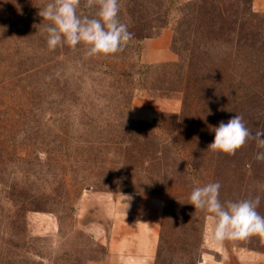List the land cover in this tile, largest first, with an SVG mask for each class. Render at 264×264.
I'll return each instance as SVG.
<instances>
[{
	"label": "rangeland",
	"instance_id": "obj_1",
	"mask_svg": "<svg viewBox=\"0 0 264 264\" xmlns=\"http://www.w3.org/2000/svg\"><path fill=\"white\" fill-rule=\"evenodd\" d=\"M164 1L120 0L119 18L134 39L115 55L86 58L82 45L48 50L50 22L38 13L52 0H0V133L10 144L0 151V264H139L119 261L121 238L135 230L126 228V221H142L134 216L142 211L158 212L160 242L166 196L149 191L167 188L174 196L168 216L175 228L183 229L180 221L186 218L203 223L201 250L189 259L178 247L172 263L164 252L160 264H200L204 257L218 258L221 249L264 254L258 236L213 242L210 214L189 204L196 187L219 182L220 200L226 202L239 184L230 186L233 177L218 172V154L208 149L213 140H204L214 137L217 120L208 119L206 105L174 73L178 54L172 60L147 54L150 41H156L152 49L173 50L172 27L154 29ZM235 1L243 8L242 0ZM251 4L264 14V0ZM81 11L89 14L83 5ZM260 20L264 31V16ZM149 29L151 37L136 39ZM141 85L172 96L141 94ZM251 109L245 123L254 133L264 129V101L257 98ZM229 110L232 118L239 112L234 106ZM258 151L254 141L248 143L245 159L235 154L237 165L242 169ZM192 152L197 161L186 166L182 158ZM254 173L264 179V162ZM258 209L264 214V202ZM157 258L158 249L154 264Z\"/></svg>",
	"mask_w": 264,
	"mask_h": 264
},
{
	"label": "trees",
	"instance_id": "obj_2",
	"mask_svg": "<svg viewBox=\"0 0 264 264\" xmlns=\"http://www.w3.org/2000/svg\"><path fill=\"white\" fill-rule=\"evenodd\" d=\"M175 1L178 2V0H165L160 3L154 15L157 23L154 29H162L170 25L174 30L172 47L179 58L171 66L175 70L174 73L179 75V81L184 87L191 85L192 95L206 105L208 119H216V124L219 125L221 121L227 123L232 118L233 111L229 110L231 106L239 109L234 116L241 115L244 122L252 119L251 104L257 98L264 101L261 96L264 92V35L262 38L259 37L264 32L260 20L264 14L252 9L251 0L239 1L244 4L243 8L235 6L237 5L235 0H190L186 3L179 1L174 9L171 5ZM174 11L177 12L173 13ZM258 31L261 32L257 34ZM151 33V29L146 30L136 39L139 41L143 37H151ZM154 34L159 35L160 31ZM141 86V94L161 92L166 96H172L168 91L163 93L161 87H154L155 91H152V88ZM188 96H190L188 91H185V97ZM219 107H224L225 115L219 114ZM246 126H250L249 122H246ZM203 137L204 135L201 138ZM204 140L208 142L214 140V137L207 135ZM6 141L7 139L0 133V151L9 149L10 144ZM250 142L252 141H248L236 152L244 159L246 156L244 149ZM182 148H178L179 151ZM157 153H161V150L158 149ZM217 154L218 166H221L219 174L226 178L233 177L230 186L234 181L240 186H236L237 193L229 201L254 198L259 195L261 197L259 206H261L264 202V183L259 185L261 187L254 188L251 194H248L247 190L252 186L256 187L257 181L264 180L255 177L254 173L262 161L255 159L247 162L241 169V165H237L236 155ZM182 161L186 166L194 167L197 159L192 152L191 156L186 154ZM236 175L240 178L235 179ZM190 188L187 187V190ZM149 192L166 196L157 264H160V257L164 252L169 257V263H172L175 258L173 252L178 247L186 258L191 259L201 250L203 223L197 226L195 221L191 224V219L186 218L185 222L180 221L182 225L185 224L184 228L178 230L173 223H170L171 218L168 216L174 199L172 189ZM185 211L186 208L181 209L180 214ZM257 211L264 216L259 209Z\"/></svg>",
	"mask_w": 264,
	"mask_h": 264
},
{
	"label": "clouds",
	"instance_id": "obj_3",
	"mask_svg": "<svg viewBox=\"0 0 264 264\" xmlns=\"http://www.w3.org/2000/svg\"><path fill=\"white\" fill-rule=\"evenodd\" d=\"M82 5L89 14H83ZM119 13L120 0H52L38 15L50 22L45 25L49 51L63 46L76 50L82 45L87 58L115 55L134 39ZM212 131L214 140L208 149L213 152L233 156L251 140L260 149L255 159L264 162V129L253 133L241 115L236 114L227 123L221 121ZM220 188L219 182L208 183L194 188L189 196V204L195 210L210 214L211 240L222 244L225 240L243 241L252 236L264 239V216L257 211L261 197L221 202Z\"/></svg>",
	"mask_w": 264,
	"mask_h": 264
},
{
	"label": "crops",
	"instance_id": "obj_4",
	"mask_svg": "<svg viewBox=\"0 0 264 264\" xmlns=\"http://www.w3.org/2000/svg\"><path fill=\"white\" fill-rule=\"evenodd\" d=\"M160 38L157 39V42ZM152 42L147 43V54L153 52L156 56L165 55V59L172 60L176 57V53L170 48H151ZM141 212V211H140ZM136 213L134 216L143 217L142 221L129 218L126 222V228H135L127 232L123 236L119 244L117 252L124 257V260L120 262H127L128 260H134L139 264H154L156 251L159 244V236L157 234V226L159 215L158 212L154 216L153 213L146 214ZM116 249V248H114ZM219 257H204L200 264H264V254L256 252H246L245 250L238 251L234 249H221L219 251ZM122 264V263H120Z\"/></svg>",
	"mask_w": 264,
	"mask_h": 264
}]
</instances>
